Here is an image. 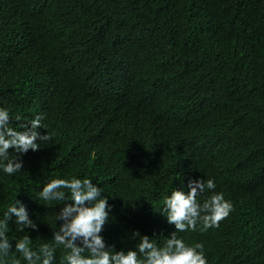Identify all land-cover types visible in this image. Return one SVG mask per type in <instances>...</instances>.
Here are the masks:
<instances>
[{
    "label": "trees",
    "instance_id": "1",
    "mask_svg": "<svg viewBox=\"0 0 264 264\" xmlns=\"http://www.w3.org/2000/svg\"><path fill=\"white\" fill-rule=\"evenodd\" d=\"M0 108L11 127L43 116L53 136L21 171L0 167V220L19 200L37 224L8 220L0 264H29L15 250L28 234L67 264L52 238L64 202L39 193L73 178L107 197L113 253L136 250L133 232L163 247L165 198L211 179L197 201L222 193L231 212L177 237L207 264H264V0H0Z\"/></svg>",
    "mask_w": 264,
    "mask_h": 264
},
{
    "label": "clouds",
    "instance_id": "2",
    "mask_svg": "<svg viewBox=\"0 0 264 264\" xmlns=\"http://www.w3.org/2000/svg\"><path fill=\"white\" fill-rule=\"evenodd\" d=\"M42 119L43 116L37 115L31 121L23 122L17 116L16 126L11 127L8 110L0 108V167L5 173L12 175L21 171L23 162L19 154L29 150L37 151L41 148V142L53 139L51 133L45 131L41 134L37 131L46 128L41 123ZM10 149L17 155L9 158ZM215 187L211 179L190 180V190L187 193L174 190L165 198L161 214L169 224L175 226V231L170 233L163 247H158L149 236L133 232V239L139 237L136 250H119L114 253L108 250L110 246L105 244L101 235L104 225L109 222L110 205L107 197L102 195L101 188L90 179H53L43 186L39 197L48 202H64L56 214V221L60 223L52 238L57 246L63 245L70 250L64 257L67 264H207L203 245L198 243L194 247L188 246L177 237V232L196 231L198 224L203 232L218 226L229 215L232 205L224 199L222 193L212 194L202 204L197 201L200 194L206 190H214ZM61 189H66L69 194L66 195ZM12 217H15L13 223L20 226L21 231L37 229V224L29 218L26 207L15 200L4 214V219L0 220V254L4 256L12 248L5 235L8 220ZM30 240L29 234L25 235L15 244V250L29 264H51L53 249L44 244L39 252H34L29 247ZM84 252L89 255H82Z\"/></svg>",
    "mask_w": 264,
    "mask_h": 264
}]
</instances>
